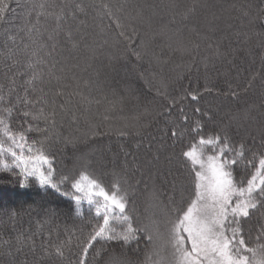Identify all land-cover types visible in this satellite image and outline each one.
<instances>
[{
	"label": "trees",
	"instance_id": "1",
	"mask_svg": "<svg viewBox=\"0 0 264 264\" xmlns=\"http://www.w3.org/2000/svg\"><path fill=\"white\" fill-rule=\"evenodd\" d=\"M0 3L9 9L0 22V96L4 97L0 110L15 106L10 120L14 131L28 124L45 130L26 135L30 141L48 137L45 148L54 157L56 175L86 170L101 178L106 187L113 173L126 181V211L142 231L144 226L151 230L153 222L160 225L156 244H163L166 238V212L172 204L180 206V192L186 196L192 186L181 153L198 137L186 132L176 139L173 129L194 128L199 121L204 125L201 134L224 130L233 143L260 150L264 139V0ZM39 3L45 4V12L64 9L59 29L53 16L41 15L37 22L40 9L26 17L28 7ZM102 3L121 5L130 16L141 14L143 19L133 24L137 35L131 43L102 14ZM77 4L84 6L83 12L75 8ZM193 5L195 11L187 18L178 15ZM126 34L131 35V30ZM142 39L146 47L143 58L137 60L132 53L140 51ZM190 41L199 48H192ZM34 70L41 78L29 86L26 81ZM254 74L256 79L249 87ZM25 88L29 100L43 99L29 105L18 102L16 98H23ZM230 90L237 95L232 96ZM192 91H198L197 101L187 95ZM196 108L200 111H194ZM41 109L46 114L55 110L54 124L51 118L48 122L22 118L24 112ZM185 115L188 121L183 120ZM7 177L0 173V264L13 260L14 264L25 260L32 264L42 247L58 244L73 233L78 236L81 229L88 231L91 217L86 200L81 204L85 219H81L75 214L74 201L48 195L38 186L21 188L14 179L6 182ZM169 197H173L171 203ZM262 225L260 213L246 222L250 247ZM20 233L32 236L34 249L25 244L22 252H15V238ZM152 234L155 236L154 231ZM152 249L153 244L141 235L139 244L133 243L128 252L133 261L142 262ZM78 251L73 247L71 255L65 253L73 264ZM49 260L61 264L55 256Z\"/></svg>",
	"mask_w": 264,
	"mask_h": 264
},
{
	"label": "snow or ice",
	"instance_id": "2",
	"mask_svg": "<svg viewBox=\"0 0 264 264\" xmlns=\"http://www.w3.org/2000/svg\"><path fill=\"white\" fill-rule=\"evenodd\" d=\"M45 7L43 3L31 4L26 17L30 18L36 9H40L36 12L37 22L41 15L53 16L56 29H59L60 21L65 16L64 9L61 8L58 13L45 12ZM99 7L102 14L115 23V27L119 29L118 35L131 43L132 36L137 35L133 24L143 19L141 14L130 16L121 5L102 3ZM171 7L175 9L176 6ZM75 8L80 12L84 11L81 4L75 5ZM8 10L0 3V22L4 21ZM194 11L195 5L185 7L178 15L187 18ZM72 15L75 16V12ZM176 15L173 14V19ZM127 29L131 30V35L126 34ZM67 36L71 39L72 33L68 32ZM49 39H52V34ZM189 43L192 48H199L198 44L191 41ZM145 47L142 39L140 51L133 50L132 54L137 60L143 58ZM32 55L36 53L33 52ZM40 78V74L34 70L26 84L31 86ZM255 79L256 74L249 81V87ZM261 79L264 81V76ZM230 92L232 96L237 95L235 91ZM57 94L63 95V92ZM187 95L197 101L199 93L192 91ZM16 99L29 105L38 103L43 98L29 100L28 89L25 88L23 98L17 96ZM3 101L4 97L0 96V103ZM43 102L47 103L46 100ZM14 107L0 110V173L8 174L6 182L10 183L14 179L21 188L38 186L48 195L59 194L68 198L75 202V214L81 219H85L81 204L86 200L91 217L87 232L81 229L78 236L73 233L58 244L42 247L40 257L32 264H51L49 257L52 256L58 258L61 264H73L65 255L66 252L71 255L73 247L79 249L75 264H264V225L259 229L251 247L250 241L246 240L249 232L245 231L246 222L256 213L264 217V139L260 141V150L253 151L243 142L233 143L224 130L201 134L204 125L199 121L195 122L194 128L173 129L172 136L176 139L184 137L186 132L198 137L181 153L188 163L192 186L186 196L183 190L180 192V206L172 204L166 212V238L163 244L158 245L156 240L161 235L160 225L153 222L151 230L144 226L142 231L128 215L126 209L129 207V191L124 186L126 181L113 173V179L106 187L101 178L86 170L79 171L77 175H56L54 157L45 148L48 137L30 141L26 135L27 132L45 130L38 127L34 129L28 124L26 127L20 125L22 130L14 131L10 124ZM194 111L199 112L200 109L196 108ZM55 115L54 109L47 114L41 109L38 113L24 112L22 118L43 119L45 122L51 118L54 124ZM183 120L188 121V117L183 116ZM261 135L264 137V132ZM0 182H3V178H0ZM169 201L171 203L173 197H169ZM15 215L16 213L11 214ZM141 235L146 236L147 242L153 244V249L145 254L142 262L133 261L128 249L133 243L139 244ZM4 243L10 249L13 247L10 241ZM25 244L31 249L35 248L32 236L20 233L15 238V252H22ZM8 255L12 256V252L9 251ZM9 264H14V260ZM21 264H28V261H22Z\"/></svg>",
	"mask_w": 264,
	"mask_h": 264
}]
</instances>
